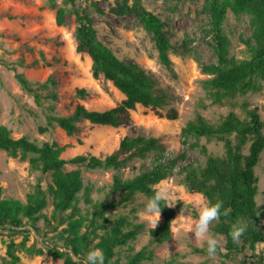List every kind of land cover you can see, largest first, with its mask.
I'll return each mask as SVG.
<instances>
[{
    "label": "rangeland",
    "instance_id": "1",
    "mask_svg": "<svg viewBox=\"0 0 264 264\" xmlns=\"http://www.w3.org/2000/svg\"><path fill=\"white\" fill-rule=\"evenodd\" d=\"M134 0H128L132 4ZM206 0H141L142 5L159 15L165 22L166 30L172 43L169 51L171 65L165 66L160 62L158 49L152 35L143 27L140 19L134 13L119 14L115 11V0H76L72 5L65 0H0V125H7L14 137L22 135L35 139L39 144L44 141H56L63 147L61 155L65 158L77 154H94L104 157L114 152L125 134L131 136H156L161 146L147 153L145 157H135L119 167L87 168L83 164H67L66 170L79 168L84 178V188L80 192V207L83 213L90 207L86 197L99 200L107 197L111 184L116 177L122 180L133 177L143 169L154 164V157L174 158L185 152V159H178L172 175L154 184H167L177 199H195L198 192H191L182 182L183 174L179 168L191 160L204 161L206 155L199 147H192L197 142L204 144L208 152L221 154L224 152L223 143L202 136L196 138L188 135L187 143L182 144L181 129L193 119L197 113L202 114L212 122H219L224 115L234 109L241 117L245 112L241 103L248 101L250 107L256 106L264 120V79L261 89L225 101L223 104L211 103L203 87V80L209 75L202 71L205 63L217 62L216 40L212 35L210 16L204 8ZM65 6L69 11L74 7L90 15L92 23L98 32V37L107 44L120 58L132 60L150 74L158 88L166 92V100L158 110L137 104L130 110L128 117H123V124L111 126L92 123L79 118L77 130L69 135L57 123L47 126V116L69 115L77 103L84 104L89 109L105 110L116 106L124 98V94L110 81L95 78L92 75L91 59L87 53L76 50L75 28L76 20L73 13H66L63 24L56 23V9ZM222 30L229 38V55L238 59L248 56L241 37L252 35L250 15L234 13L227 8L222 21ZM17 71L24 74L31 82L44 81L48 76L55 79L50 86L54 98H44L36 102L32 93L22 88L16 78ZM76 88H85L87 95L79 98ZM46 92V91H44ZM234 103L235 106H232ZM176 110L177 117L167 116ZM47 126L45 130L40 127ZM264 132V127H263ZM234 139V135L231 136ZM248 143L245 146L247 152ZM32 153L25 158L11 156L0 149V182L3 187L2 196L18 198L25 202L38 179L47 188L51 182V173L42 174L33 169L30 163ZM258 175V203L264 202V149L260 160L255 166ZM118 193L108 195V199L117 198ZM43 214L51 220V224L40 218L37 222L41 234L34 229L28 233L27 244L36 241L37 246H44L42 240L49 239L62 245L60 230L66 224H60L55 229L53 221V203L49 196ZM147 197L139 193L128 206H120L113 211L112 216L125 214L134 223H142L137 237L118 248L116 258L118 264L125 263L128 258L149 242V227L139 218ZM180 201V200H178ZM177 201V202H178ZM177 202L174 206L176 208ZM183 203V201H181ZM184 209H187L184 211ZM194 209L185 203L174 219L182 212L185 217H196ZM178 220L181 217L177 218ZM163 220L161 218L159 223ZM264 220V216H263ZM158 223V224H159ZM175 222L172 221L171 227ZM178 226V225H176ZM210 232L217 238L225 239L222 235ZM25 231L0 229V264L1 256L6 254L7 243L10 240L20 242ZM171 237L150 246L152 257L138 264H240L238 259L226 260L219 254L209 256L205 253L194 252L192 246L206 248L193 240V234ZM257 250L264 253V242L259 243ZM20 263L30 264L37 254H29L19 249ZM45 257L44 264H63V258H53L44 251L39 254Z\"/></svg>",
    "mask_w": 264,
    "mask_h": 264
},
{
    "label": "trees",
    "instance_id": "2",
    "mask_svg": "<svg viewBox=\"0 0 264 264\" xmlns=\"http://www.w3.org/2000/svg\"><path fill=\"white\" fill-rule=\"evenodd\" d=\"M75 5L76 0H65ZM115 11L119 14L134 13L140 19L143 27L152 35L158 49L160 62L165 66L171 65L169 51L172 48L165 22L156 13L146 9L141 0H115ZM212 28L213 38L216 40L217 62L205 63L202 71L209 76L205 78L203 87L211 103L223 104L225 101L249 92L261 89L264 79V0H206L204 4ZM227 8L234 13H248L252 35L243 38L248 54L245 58L229 55V38L222 30V21ZM73 13L76 20L75 41L76 50L87 53L91 59L92 75L95 78L110 80L123 94L124 98L116 106L105 110L89 109L82 103H77L69 115H48L47 126L57 123L67 134L73 135L77 130V121L84 118L92 123L120 126L123 117L130 115V110L137 104L149 106L162 115L159 107L166 100V92L157 87L155 79L140 65L132 60L120 58L99 37L97 29L89 14L74 7L69 11L65 6L56 9V23L63 24L66 13ZM16 71V78L22 88L32 93L36 102L44 98H54L50 86L55 79L48 76L44 81L31 82L24 74ZM46 91V92H44ZM79 98L87 95L85 88H76ZM235 106L234 103H231ZM245 112L241 117L234 109L229 110L219 122H212L202 114L197 113L193 119L181 129L182 144L187 143L188 135L196 138L206 137L207 140H218L223 143L224 152L210 153L206 145L192 143V147H199L206 155L204 161L197 159L183 164L179 172L183 174L182 182L191 192H198L207 201L215 203L223 201L222 208H230L227 220L243 217L248 220L249 228L241 237L240 243L232 241L229 231L230 224L222 215L211 225L214 233L224 237L223 247L226 252H218L226 260L238 259L240 264H264V253L257 250L259 243L264 242V202L258 203V175L255 166L260 160L264 149V120L261 119L256 106L250 107L248 101L241 103ZM169 118H176V110L167 114ZM47 126H42L43 131ZM234 135V139L231 136ZM248 143L247 152L245 146ZM161 146L156 136H131L125 134L118 148L104 157L94 154H77L65 158L61 155L63 147L56 141H44L41 144L26 135L14 137L11 129L0 125V149L11 156L30 157L31 167L42 174L51 173V182L47 188L42 187L40 179L34 190L28 194L23 202L18 198L3 197V187L0 182V229L11 231H25L20 242L10 240L7 243L6 254L1 256L3 264L20 263L19 249L29 254H42L45 250L53 258H63V264H84L87 252L93 248H101L105 253V264H118L116 255L118 248L134 240L140 233L142 223H134L125 214L113 217L112 213L120 206H128L139 193L147 198L152 193L154 184L170 176L178 159H185V152L174 158L154 157L153 166L143 169L138 174L127 179L114 178L107 197L93 200L86 197L90 207L86 213L80 207V192L88 186L84 185V178L79 168L66 170L67 164H83L87 168L119 167L135 157H145L148 152ZM118 193L117 198L108 199V195ZM53 203V221L66 224L60 230L62 245L43 239L44 246H37L36 241L27 244L28 233L34 229L40 233L37 222L44 218L51 224V220L42 210L49 202ZM184 207L181 201L176 208L162 207L163 220L155 229L149 228V242L133 253L123 264H138L144 259L152 257L150 246L162 243L171 237L170 231L175 214ZM196 214V211H194ZM55 228V229H56ZM194 252L205 253L206 248L192 246Z\"/></svg>",
    "mask_w": 264,
    "mask_h": 264
},
{
    "label": "clouds",
    "instance_id": "3",
    "mask_svg": "<svg viewBox=\"0 0 264 264\" xmlns=\"http://www.w3.org/2000/svg\"><path fill=\"white\" fill-rule=\"evenodd\" d=\"M152 195L148 197L139 212V218L145 221L152 230L158 226L161 218L162 207H174L178 200L183 201V204L188 203L197 212L196 217H185L181 212L172 221L175 222L170 231L173 233L174 239L180 236H188L193 234V240L199 244L206 245V251L209 256H215L218 252H226L223 247L222 238H217L211 234V225L218 221L223 215L226 222L230 224L229 235L232 241L236 244L240 243L241 237L249 228L248 220L243 217H237L235 220H227L230 216V208H222L223 201L215 203L207 201L203 195H198L195 199L182 200L177 199L173 194L172 189L167 184H157L152 188ZM187 209H184V211ZM181 217V219H177ZM178 225V226H176ZM46 251V250H45ZM45 257L38 255L31 259L30 264H44ZM75 264H79L76 260ZM84 264H105V253L101 248L90 249L85 257Z\"/></svg>",
    "mask_w": 264,
    "mask_h": 264
}]
</instances>
